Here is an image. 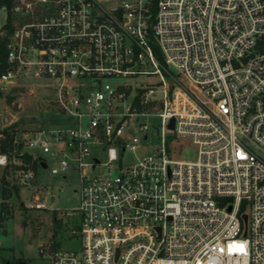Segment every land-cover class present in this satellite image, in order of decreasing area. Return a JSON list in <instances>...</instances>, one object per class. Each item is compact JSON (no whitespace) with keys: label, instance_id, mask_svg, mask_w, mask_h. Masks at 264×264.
Masks as SVG:
<instances>
[{"label":"built area","instance_id":"built-area-1","mask_svg":"<svg viewBox=\"0 0 264 264\" xmlns=\"http://www.w3.org/2000/svg\"><path fill=\"white\" fill-rule=\"evenodd\" d=\"M34 81L67 123L22 117L0 167L76 172L79 247L50 264H264V0H0V93Z\"/></svg>","mask_w":264,"mask_h":264},{"label":"rangeland","instance_id":"rangeland-1","mask_svg":"<svg viewBox=\"0 0 264 264\" xmlns=\"http://www.w3.org/2000/svg\"><path fill=\"white\" fill-rule=\"evenodd\" d=\"M153 50L155 56L163 62L164 55L159 45L154 44ZM171 71L174 72V68L171 67ZM41 82L45 83L34 81L33 93L24 88L4 95L1 93L0 129L3 122L8 120H17L16 126L24 128L20 123L22 117L45 119L55 126L67 123L65 116L57 113L51 104L55 97L54 87L41 86ZM6 96H11V101H8ZM150 122L153 125L159 124L157 118H151ZM32 126L27 125L28 128ZM167 139L172 157L181 160L196 159V147L188 139L177 138L174 134L168 135ZM19 149L18 151L24 152L22 147ZM134 158V154L126 151L123 161L129 163L134 161ZM18 162L19 160L14 159L7 166L0 167V264H13L17 260L22 264H50L48 259L39 253L42 245L50 243L55 249L79 247V235L72 234L73 230L78 231L80 223L74 210L79 202L76 192L77 174L68 172L64 177L61 174H51L49 167L37 168L33 169L35 178L29 184H22L17 176L20 166ZM51 165L52 162L49 161V166ZM2 177L16 189L4 203L1 197ZM37 196L45 204V208L30 207L36 202Z\"/></svg>","mask_w":264,"mask_h":264},{"label":"trees","instance_id":"trees-1","mask_svg":"<svg viewBox=\"0 0 264 264\" xmlns=\"http://www.w3.org/2000/svg\"><path fill=\"white\" fill-rule=\"evenodd\" d=\"M6 97L8 101H11L12 99L11 96H6ZM20 123L24 124V120L21 119ZM16 125L17 124H12L9 127L0 129V152H6L10 154L11 151L15 149V145L13 142H14V133H15ZM18 150L20 149L17 148V153L20 152ZM22 159L25 163L28 164L29 167L33 168L34 170L39 167L38 162L35 159H33L32 155L29 154L27 151H25L22 154ZM14 191H16V189L11 184H9V182L5 180V177H2V186H1L2 203H4L11 196V193ZM1 215L2 214L0 213V218ZM13 264H22V262L20 260H17Z\"/></svg>","mask_w":264,"mask_h":264},{"label":"water","instance_id":"water-1","mask_svg":"<svg viewBox=\"0 0 264 264\" xmlns=\"http://www.w3.org/2000/svg\"><path fill=\"white\" fill-rule=\"evenodd\" d=\"M36 121H37V120H35L34 118H26V119H25V122H26V123H34V122H36ZM173 122H174V121H173V119H172L171 122H170V127H171V128H173ZM230 209H231V207H229V210H230ZM243 217H244V219L246 218L245 215H244Z\"/></svg>","mask_w":264,"mask_h":264}]
</instances>
